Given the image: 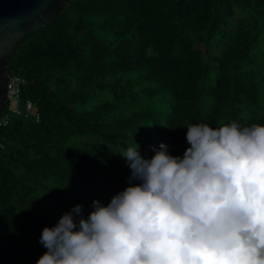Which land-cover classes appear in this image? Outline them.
Segmentation results:
<instances>
[{
    "label": "trees",
    "instance_id": "trees-1",
    "mask_svg": "<svg viewBox=\"0 0 264 264\" xmlns=\"http://www.w3.org/2000/svg\"><path fill=\"white\" fill-rule=\"evenodd\" d=\"M6 67L40 120L0 127V264H36L44 227L129 186L133 142L182 157L189 124L264 125V0H68Z\"/></svg>",
    "mask_w": 264,
    "mask_h": 264
},
{
    "label": "clouds",
    "instance_id": "clouds-1",
    "mask_svg": "<svg viewBox=\"0 0 264 264\" xmlns=\"http://www.w3.org/2000/svg\"><path fill=\"white\" fill-rule=\"evenodd\" d=\"M186 129L182 157L133 142L129 186L44 227L36 264H264V125Z\"/></svg>",
    "mask_w": 264,
    "mask_h": 264
},
{
    "label": "water",
    "instance_id": "water-1",
    "mask_svg": "<svg viewBox=\"0 0 264 264\" xmlns=\"http://www.w3.org/2000/svg\"><path fill=\"white\" fill-rule=\"evenodd\" d=\"M68 0H0V112L6 100V65L20 39L55 19Z\"/></svg>",
    "mask_w": 264,
    "mask_h": 264
},
{
    "label": "built area",
    "instance_id": "built-area-1",
    "mask_svg": "<svg viewBox=\"0 0 264 264\" xmlns=\"http://www.w3.org/2000/svg\"><path fill=\"white\" fill-rule=\"evenodd\" d=\"M24 80L14 74H9L6 84V100L4 111L0 116V127L9 124L10 119L14 117H22L30 119L35 123L39 122L40 115L37 105L31 100H22L21 91ZM12 103V104H11ZM4 144L0 141V151L4 149Z\"/></svg>",
    "mask_w": 264,
    "mask_h": 264
},
{
    "label": "rangeland",
    "instance_id": "rangeland-1",
    "mask_svg": "<svg viewBox=\"0 0 264 264\" xmlns=\"http://www.w3.org/2000/svg\"><path fill=\"white\" fill-rule=\"evenodd\" d=\"M238 16L235 17V19L237 18ZM12 104V103H11Z\"/></svg>",
    "mask_w": 264,
    "mask_h": 264
}]
</instances>
